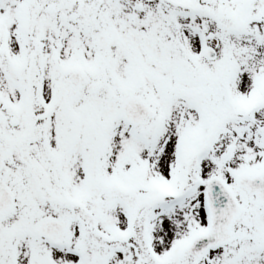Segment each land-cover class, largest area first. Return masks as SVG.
I'll use <instances>...</instances> for the list:
<instances>
[{"label": "rangeland", "instance_id": "374dc122", "mask_svg": "<svg viewBox=\"0 0 264 264\" xmlns=\"http://www.w3.org/2000/svg\"><path fill=\"white\" fill-rule=\"evenodd\" d=\"M263 1L205 0L203 5L208 6L209 11L205 10L200 18L195 14L185 18L188 23V38L193 35L194 28L201 19L204 31L216 28L223 40L222 46L216 49L217 58L214 62L206 60L199 48L186 42L187 48L193 49L190 53L196 62L207 70L214 67L221 70L228 64L225 58L230 46L234 49L230 74L235 80L240 81L244 74L248 78L251 75L264 76ZM156 2L154 13L158 26H163L164 18L168 17L167 6L173 9L180 2L184 6L180 10L187 12L201 7V0H171L170 4L159 0ZM124 7L125 10H135L132 0H124ZM12 22L20 25L19 17L12 16ZM89 22V31L72 35L68 39L69 45L61 48L60 68L70 72L69 67L78 66L88 77L86 84L101 82L103 88L112 90L113 94L110 97L104 94L101 98L97 91L88 92L80 88L70 95L67 88L66 91L60 88L58 102L51 105L56 96L53 87L55 82L46 73L48 78H45L43 87L47 99L41 105L44 109H38L32 114L33 117H38L37 128L28 134H22L23 127L21 130L13 129L22 134L21 137L25 140L30 137L31 142L36 145L46 139L53 157L46 162L47 166H43L40 159H33L32 166L22 167L18 155L15 156L17 161L12 165L11 162L5 165V168H10L18 175L17 184L18 181L25 180L21 189L30 196L26 203L30 208L27 211L17 208L6 214L7 221H26L28 228L25 233L19 228L16 230L14 243H10L5 236L0 237V264H38L34 249H38L39 245L47 255L41 264H87L88 261H94V255L102 257L104 254L109 257V264H200L201 258H189L186 261L181 253L193 233L207 229L205 207L198 205L196 215L194 209H190L188 205L172 215L162 217L164 222L161 223L162 220L157 221V217L151 213L157 206L152 208L148 205L153 203L148 200L152 193L148 188L176 187L175 190L180 191L181 187H184L183 190L193 187L200 192L203 191L206 181L214 176L225 180L236 198L242 199L240 204L243 210L232 228L234 241L224 249L225 254L231 250L230 256L234 258L239 246L244 248L247 241L253 243L255 232L261 233L264 229V207H259L253 198L245 196L236 186L239 173L254 174L264 169V88H258L259 82L253 80L255 92L257 89L261 92L255 93L256 97L249 100L252 90L241 88L236 81V138L228 156L227 147L192 144L167 147L163 154L164 148L155 146L151 141L154 128L147 131L144 126H130L118 109V105L127 97L135 95V34H130L124 25L121 30L124 43H119L113 36L110 38L113 43L111 42L108 49L99 52L91 35L101 28V22L95 16ZM227 29L228 34L224 32ZM64 38V35L60 36L61 41ZM206 43L208 41L204 39V46ZM126 46H129L134 58L128 54ZM139 62L149 74L167 73L150 62H144L141 54ZM9 85L14 87L10 81ZM145 100L148 101L147 98ZM10 101L20 103L22 99L15 94L6 97L3 95L0 104ZM175 101L172 99L169 106H174ZM30 103L34 105L32 99ZM254 106L260 109L252 112L251 108ZM57 107L68 113L69 120H75L77 127L87 126L88 130L78 134L67 152L65 144H60L56 133L53 112ZM4 114L8 117L15 116L10 111ZM168 114L167 117L170 116ZM30 116L26 111L16 115L23 122L29 121ZM4 123L3 129L6 130L8 125L6 121ZM42 132L45 133L44 136L41 135ZM196 149L201 150V153L190 162L189 158ZM205 150L207 151L204 152ZM32 156L31 151L30 157ZM166 156H170L171 160H165ZM58 159L59 166L56 167ZM195 161L199 166L197 169H194ZM168 162L173 166L171 170L168 169ZM8 164L11 166L7 167ZM39 165L43 167L42 170L47 171L44 183L48 185L50 192L60 194L64 199L70 198L77 205L81 204V207L73 206L69 209L62 206V209L54 210L52 204L42 200V196L38 194L44 188L39 176ZM144 188L147 190L142 191ZM88 196L94 199V204L88 203ZM141 200L146 203L140 205L136 212L135 207ZM171 202L166 200L167 204ZM33 203L40 206L41 210L30 212ZM46 215L61 217L69 225L55 241L34 233V222ZM243 253H247L246 248L240 257L237 256L239 258L231 261L224 258L221 252L217 264H247ZM95 260L99 264L101 259ZM202 261L207 263L205 259ZM256 262L260 264L259 259Z\"/></svg>", "mask_w": 264, "mask_h": 264}, {"label": "flooded vegetation", "instance_id": "af4514ba", "mask_svg": "<svg viewBox=\"0 0 264 264\" xmlns=\"http://www.w3.org/2000/svg\"><path fill=\"white\" fill-rule=\"evenodd\" d=\"M156 3V0H135V10L130 11L125 10L124 0H0V99L3 95L6 97L11 94L22 99L20 103L10 101L0 104V155L7 152L4 157L5 165L7 162H11L12 165L14 161H17L15 158L17 155L20 156L22 167L26 168L31 165L33 159H40L42 165L47 166L46 162H49L53 157L46 139L36 145L31 142L30 137L25 140L21 135L28 134L30 131L33 133L37 128L38 117H33L32 114L41 109V105L47 99L43 87L45 78H48L46 73L55 82L53 87L56 96L52 99L51 104L58 102L60 88L64 91L67 88L71 95L80 88L87 90L91 85L86 84L88 77H85L84 74L78 83L72 82L71 74L80 69L78 66L69 67L70 74L66 70H62L60 68V50L63 46L69 45L68 39L72 35L89 31V20L94 16L101 22V28L97 30H104L111 36L115 35L119 43H124L119 35L124 25L130 34H135V96L142 99L147 98L149 100L147 104L152 108V114L144 126L152 123L151 118L153 119L154 112L158 111L154 118L155 128L151 138V141L156 144L155 146L164 148L163 154L167 147L178 145L222 146L227 147L226 156L229 155L236 138L234 95L237 91L236 81L238 80H235L234 76L230 74L234 49L228 47L225 58L228 64L224 65L221 70L215 67L207 70L202 64L199 65L196 62L193 54L190 53L193 49L187 48L186 42L198 49L204 44L205 35L208 44L219 48L222 46L223 40L216 28L204 31L203 21L200 19L198 20L199 26L197 23L193 35L188 38L186 36L188 23L185 18L188 19L190 14L186 10L177 12L175 9L169 8H167L168 17L164 18L163 26H158L154 13ZM177 7L181 8L180 5ZM140 9L143 11H139ZM195 13H197V18H200V15L204 13V8L196 9ZM178 15L179 21L177 20ZM12 16L19 17L20 25L12 22ZM228 30L224 32L228 34ZM61 35L65 36L62 41L60 40ZM126 50L133 57L129 46H126ZM140 54L144 61L156 62L163 69L173 68L174 73L148 74L142 69L139 62ZM253 80L263 83L261 88L264 86L263 75H251L248 78L244 74L238 82L241 88L253 90L255 89ZM9 81L13 83V88L10 87ZM2 83L7 85L4 86ZM92 85L95 87L94 92H99L101 98L110 92L103 88L101 82H92ZM19 87L23 89H19ZM31 99L34 101V105L30 103ZM172 99L176 100L175 105L169 106ZM119 105L122 107V104ZM6 111H10L15 116L8 117L4 114ZM24 111L31 114L27 122L16 117L18 113ZM59 111V107L54 110V118ZM167 113H169V117L166 116ZM60 115L63 121L62 123L57 121L56 133L60 138V144L65 143L67 152L68 146L73 144L78 133L75 123H70L68 118L63 117V113ZM4 121L8 125L6 130L3 129ZM12 121H17L15 129L20 128L19 130H21L23 127L22 134L12 128ZM163 122L166 123L163 124ZM41 135L44 136L45 133L42 132ZM31 151L32 157H30ZM165 160L170 161V156H166ZM190 160L193 161L194 157H191ZM59 161L60 159L56 161V167L59 166ZM10 164L7 167H10ZM39 168L44 191L38 192V194L42 196V200L52 204L54 210L60 209L63 205L66 206L71 200H62L60 195L50 192L48 185L44 183L47 171L42 170L43 167L40 165ZM171 168L172 164L170 165L168 162V169L171 170ZM197 168L198 164L195 162L194 169ZM17 180L18 175L10 168H5L4 165L0 167V181L9 187L13 199V205L9 212L17 208L23 211L30 208L26 205L30 196L21 189L25 180L18 181V184ZM149 190L152 193L148 196V200L153 201L148 204L149 207H159L151 212L157 217V221H161L162 217L172 215L188 205L190 209H194L197 215L198 205L201 208L204 206L203 191L199 192L197 188L173 190L171 194H166L167 199L163 192L159 195V191H162L161 188H149ZM52 195L54 200L51 199ZM166 200L172 202L167 204ZM141 203L145 202L141 200ZM138 208L136 207V212ZM35 209L41 210V207L33 203L30 212ZM6 214L8 212L0 214V237L5 236L10 243H14L13 236L16 230L19 228L22 233H25L28 223L17 219H14V222L13 219L7 221ZM162 222L164 221L162 220ZM262 225L264 226V224ZM260 236L263 241L259 243L247 241L244 248L239 246L235 251L240 257L246 248L248 254H243L245 259L247 258V264H257L256 259H259L260 264H264V230ZM223 247L212 248L202 253L199 256L200 264H204L203 259L206 260V264L211 262L217 264L221 252L228 260L233 261L235 258H239L230 256L231 250L225 254ZM181 255L186 261L192 258L185 250ZM101 259L102 264H109L107 255L104 254Z\"/></svg>", "mask_w": 264, "mask_h": 264}, {"label": "water", "instance_id": "95a60500", "mask_svg": "<svg viewBox=\"0 0 264 264\" xmlns=\"http://www.w3.org/2000/svg\"><path fill=\"white\" fill-rule=\"evenodd\" d=\"M97 46L103 48L105 40L101 33L95 35ZM210 58H214V50L206 51ZM125 119L130 124L144 120L149 114V108L138 98H129L125 108ZM1 165V163H0ZM237 185L249 195H255L260 204H264V170L254 176L240 174ZM205 200L209 212L210 229L207 233L196 235L188 246L189 252L197 255L210 247L229 243L232 238L230 227L238 216L241 208L237 204L231 191L219 178L208 181L205 190ZM11 204L8 191L0 186V211L7 209ZM64 222L54 217H46L35 225V231L47 237L60 233L64 229Z\"/></svg>", "mask_w": 264, "mask_h": 264}]
</instances>
